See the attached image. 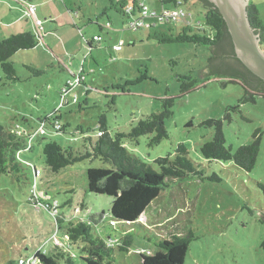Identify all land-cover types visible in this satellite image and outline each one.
Returning <instances> with one entry per match:
<instances>
[{
    "label": "rangeland",
    "instance_id": "374dc122",
    "mask_svg": "<svg viewBox=\"0 0 264 264\" xmlns=\"http://www.w3.org/2000/svg\"><path fill=\"white\" fill-rule=\"evenodd\" d=\"M118 1L30 0L29 4L37 5V17L43 21L39 45L12 58L17 80H9L0 66V124L31 137L39 134L33 138L32 150L21 151L22 158L33 164H25L22 182L10 175L0 177V264L22 255L32 256L39 248L49 252L55 245H68L64 230L56 237L55 219L44 202L27 204L35 167L41 171L38 187L60 205V214L69 220H100L95 228L99 235L120 237L134 229L139 240L153 233L163 239L170 237L178 224L184 234L190 232L195 237L185 264H264V219L255 215H264V97L257 94L254 103L241 104L245 90L230 80L235 76L228 74L198 78L201 87L181 97V82L188 83L187 78L194 79V72L207 69L211 50L201 45L159 41L178 35L186 23L131 28L119 6L120 1L126 6L131 2ZM143 1L152 11L174 8L173 4L163 6L161 0ZM249 1L257 7L264 25V0ZM183 7L189 25L207 28L206 8L200 2L188 0ZM52 18H56L54 22ZM14 21L11 27L9 23ZM107 24L111 27L107 28ZM18 30H33L27 6L0 0V41ZM79 31L88 40L100 37L91 55ZM115 47L122 50L118 52ZM82 64L85 84L93 91L88 93L78 86L74 93L79 103L61 108L60 90L71 72L80 70ZM166 98L175 99L174 114L165 121L168 139L150 145L155 136L150 134L125 140L126 148L156 169L158 158L169 154L173 157L178 145L184 144L189 158L207 179L174 185L172 194H165L161 203L153 204L141 218L148 232L139 224L129 226L113 220V199L88 191L87 171L103 168L99 159L76 163L59 173L46 166V143L57 142L65 151L84 154L90 150L87 140L98 139L102 115L112 136L129 133L140 120L161 113ZM60 108L64 132L53 128L54 113ZM209 120L222 122L226 147L233 152L252 144L257 130L262 132L261 151L252 172L203 157L201 149L213 140L217 129L206 124ZM213 175L221 181L208 180ZM68 201H72L71 206L63 208ZM154 243L152 238V242L145 241L134 248L153 254ZM137 246H145L146 250ZM70 251L78 250L73 247ZM139 263L138 256L129 255L121 264Z\"/></svg>",
    "mask_w": 264,
    "mask_h": 264
},
{
    "label": "trees",
    "instance_id": "16d2710c",
    "mask_svg": "<svg viewBox=\"0 0 264 264\" xmlns=\"http://www.w3.org/2000/svg\"><path fill=\"white\" fill-rule=\"evenodd\" d=\"M25 1L16 0L15 2L23 4ZM131 1L136 3L138 0ZM176 1L168 0L166 4H172ZM180 1L184 5L188 0ZM196 1L206 8L205 25L207 28L201 26L186 27L178 35L162 37L159 41L161 43H189L210 49L211 56L208 59L206 68L210 70V73L215 66L233 69L235 77L230 80L241 84L246 93L241 100V104L254 103L257 94L264 97V81L247 69L238 59L227 24L219 10L210 0ZM110 2L115 3V0H110ZM117 2L119 1L117 0ZM119 6L123 9L126 7L125 3L121 1ZM28 14L32 16L30 12ZM248 14L251 25L254 28L261 29L264 37V25L259 18V11L253 3H250L248 7ZM124 16L129 18L125 13ZM42 30V27L36 24L33 31L12 34L0 41V66L9 80H17L16 70L11 62L12 58L21 51L35 49L39 45ZM83 38L88 47H93V42H97L94 38L91 40L86 39L85 36ZM89 55H91V52ZM35 73L37 75L41 74L39 71H35ZM187 81L188 83L181 82V97L201 87V83L197 79L187 78ZM85 83L86 72L82 64L80 70L72 73L71 78L66 81V84L60 90V100L61 102L62 99L65 100L61 108L79 103L78 95L74 93L78 86H83L88 93L93 91ZM74 95H77L76 102H74ZM174 101V98L164 99L161 113L152 114L140 120L129 133H117L115 136L108 132L106 117L102 115L98 125V133H100L97 136L98 139L96 141L91 138L87 140L90 147L89 151L84 154L80 152L73 153L70 150L65 151L57 142H48L43 147L45 164L53 173H59L76 163L91 158L99 159L104 167L87 171L88 191L91 194L106 195L113 199L110 208V215L113 220L123 222L129 226L139 224L142 229L148 232V227L140 223L141 218L153 204L161 203L159 201L162 200L165 194H172L171 191L174 185L181 186L183 183L194 179H207L204 172L199 170L189 158L188 149L184 144L178 145L173 157L172 154H169L165 158H158L155 161L156 169L131 154L125 146V140H138L150 134L155 135L150 145H157L162 140L168 139L169 133L165 127V121L174 114L172 110L175 104ZM61 108L54 113L57 118L54 120L53 128L56 131L59 130L55 129V121H59L61 125ZM206 124L215 126L217 129L213 140L202 147L203 157L210 162L233 163L247 173L252 172L261 151L262 132L257 130L253 135L254 142L252 144L244 145L233 152L232 148L226 147L222 122L209 120ZM64 131L62 127L59 132ZM18 132L14 129L5 128L0 124V177L10 175L21 183L24 177V168L27 167L25 164L30 166L33 164L21 156V151L28 147L31 136ZM38 136L39 134L36 137ZM32 149L33 147L30 148V150ZM33 170L36 172L38 169L35 167ZM208 180L221 181L216 175H213V178H208ZM38 191L41 192L39 187ZM41 193L44 197L40 198L39 202L42 201L44 205H50L52 203L51 198L50 200L45 198L48 192ZM71 203L72 201H68L62 207H69ZM27 204L30 206L35 205L30 198ZM60 208L58 204V210ZM47 211H49V208ZM54 219L56 237L60 230H64V237L68 245L66 243L63 246L55 245L49 252L47 251L46 255L38 252L35 264H78L80 262L81 264H119L120 262L123 263L129 255L138 256L140 258L139 264H185L191 242L195 240L192 233L184 234L178 224H176L174 233L170 237L160 239L153 233L142 238L139 236V240L134 233V229L132 231L127 230L125 235L124 232L119 234L120 237L99 235L95 232V228L100 220L93 218L87 221L82 219L69 220L65 219V216L59 212ZM152 238H154L156 247L153 254L147 253L149 250L143 249L145 246H137L146 250L143 252H140L139 248H134L135 245H142L145 241L152 242ZM73 247L77 248L76 253L70 251ZM261 248L264 251V241ZM134 251L137 253H134ZM19 258L10 260L6 264H19Z\"/></svg>",
    "mask_w": 264,
    "mask_h": 264
},
{
    "label": "water",
    "instance_id": "95a60500",
    "mask_svg": "<svg viewBox=\"0 0 264 264\" xmlns=\"http://www.w3.org/2000/svg\"><path fill=\"white\" fill-rule=\"evenodd\" d=\"M224 18L231 35L238 59L253 74L264 81V50L261 39L252 27L248 7L249 0H210ZM219 68V69H218ZM233 75V69L215 66L210 73L209 69L194 72V79L205 78L210 75ZM255 215L264 219V215L256 212Z\"/></svg>",
    "mask_w": 264,
    "mask_h": 264
},
{
    "label": "built area",
    "instance_id": "2783aa9c",
    "mask_svg": "<svg viewBox=\"0 0 264 264\" xmlns=\"http://www.w3.org/2000/svg\"><path fill=\"white\" fill-rule=\"evenodd\" d=\"M168 0H161L163 6L169 5L166 4ZM174 5V8H161V12L150 10V8L142 1L139 0L136 3H132L131 5L127 6L125 12L130 18V27L131 28H153L157 24L161 25H169V24H175L178 25L180 23H186L187 26L194 27V26H200V25H189L187 23V12L184 9L182 2L180 0H177L175 3H172ZM37 11L36 6L31 5L29 8V12L31 15H35ZM37 24L41 26V22L37 21ZM94 40L99 41V37H95ZM118 51H120L122 48L117 47ZM77 101V95H74V102ZM65 103V100L62 99L61 106ZM56 116V114H55ZM57 118V117H56ZM55 129L61 130V125L59 121H55ZM20 133V132H18ZM38 135V134H37ZM37 135H33L29 139V145L26 149L30 150L32 147V141L33 138ZM100 135V133H98ZM41 176V172L37 170L35 172V180L34 184L31 190V200L34 201L35 205L40 204L39 199L43 198L44 195L40 191H38V178ZM47 200H50V197L45 196ZM45 208H49L50 214L53 216V218H56L59 214L58 210V204L56 202L50 203V205L46 204ZM61 246V245H59ZM38 252H41L43 255L47 254V251L45 249L39 248L38 251L33 254L32 256H21L19 258V264H35L36 263V254Z\"/></svg>",
    "mask_w": 264,
    "mask_h": 264
},
{
    "label": "crops",
    "instance_id": "0c3cea01",
    "mask_svg": "<svg viewBox=\"0 0 264 264\" xmlns=\"http://www.w3.org/2000/svg\"><path fill=\"white\" fill-rule=\"evenodd\" d=\"M13 2H15L16 0H12ZM29 2H30V0H26L23 4L24 5H26L27 6V11L29 12V6H31V5H34V4H29ZM48 2V1H47ZM17 3V2H16ZM46 3V2H45ZM48 4H49V2H48ZM34 6H36L37 7V5H34ZM31 18H32V27H33V30H35V26H36V24H37V20H39L40 22H41V27H42V29H43V21L42 20H40L38 17H37V11H36V15L35 16H30ZM54 19H56V18H52L51 19V21L52 22H54L55 20ZM129 19V18H128ZM16 24V22L14 21V22H10L9 23V25H11V27L12 26H14ZM27 24V22H25V23H23V25L25 26ZM111 26H107V28H110ZM32 30V31H33ZM21 32H27V30H18V32L17 33H21ZM17 33H15V34H17ZM42 34H43V30H42V32H41V36H42ZM79 34L81 35L82 34V32L81 31H79ZM84 37V35L82 34L81 35V38H82V40L84 39L83 38ZM96 36H94L93 38H95ZM92 38V39H93ZM100 38V37H99ZM84 42V41H83ZM97 42H99V41H97ZM85 43V42H84ZM93 45H94V42H93ZM92 45V46H93ZM89 49H90V52L92 53V51H93V47H89ZM114 50H116V51H118L117 49H116V47L114 48ZM118 52H120V51H118ZM72 73H74V71L73 72H71V74ZM47 197H48V194H47Z\"/></svg>",
    "mask_w": 264,
    "mask_h": 264
},
{
    "label": "flooded vegetation",
    "instance_id": "af4514ba",
    "mask_svg": "<svg viewBox=\"0 0 264 264\" xmlns=\"http://www.w3.org/2000/svg\"><path fill=\"white\" fill-rule=\"evenodd\" d=\"M253 27V26H252ZM254 28V27H253ZM255 29V32L256 34H258L260 36V39H261V46L264 47V37H263V31L261 29H258V28H254Z\"/></svg>",
    "mask_w": 264,
    "mask_h": 264
},
{
    "label": "clouds",
    "instance_id": "9594fccd",
    "mask_svg": "<svg viewBox=\"0 0 264 264\" xmlns=\"http://www.w3.org/2000/svg\"><path fill=\"white\" fill-rule=\"evenodd\" d=\"M139 1V0H138ZM143 1V0H142ZM144 2V1H143ZM133 3V1H131V3H129L127 6H129V5H131ZM145 3V2H144ZM146 4V3H145ZM147 5V4H146ZM127 6L124 8V11L126 10V8H127ZM37 8V7H36ZM125 14H126V12H125ZM129 21H130V19H129ZM130 23V22H129ZM129 23H128V25H129ZM195 25V24H194ZM107 26H110V24H107ZM186 27H190V26H186ZM185 27V28H186ZM101 40V39H100ZM122 50V49H121ZM120 50V51H121Z\"/></svg>",
    "mask_w": 264,
    "mask_h": 264
}]
</instances>
